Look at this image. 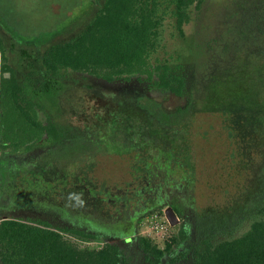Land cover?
<instances>
[{"label": "trees", "instance_id": "1", "mask_svg": "<svg viewBox=\"0 0 264 264\" xmlns=\"http://www.w3.org/2000/svg\"><path fill=\"white\" fill-rule=\"evenodd\" d=\"M204 1L171 0L179 31L191 20L192 8ZM227 3L230 9L236 7L231 16L235 22L227 29L224 21L218 44H206L212 54L219 51L221 58L233 63L229 72L242 70L246 79L260 77V84H254L261 90L248 94L246 112L228 110L221 119L219 131L225 139L218 145L232 159L223 157L216 146L226 161L220 170L223 184L217 183L219 163L202 160L204 147L181 134L193 119V102L174 112L154 99L139 107L128 106L140 115L137 121L125 114L126 106L96 112L91 126L60 121L63 70L106 79L153 77L149 60L160 47L163 24L159 0H105L77 36L38 55L36 79L15 81L4 73L0 82V264H163L165 259L168 264H264V0ZM48 38L40 36L33 42ZM207 45L201 51L206 52ZM158 78L155 84L182 95L183 78L176 82L160 74ZM24 96L49 119L54 115L50 126L24 110ZM111 155L130 159L131 180L115 194L107 192V185L100 186L91 173L97 171L96 159H111ZM217 194L221 202L215 201ZM203 198V204H198ZM134 201L137 205L129 214ZM116 204L125 206L128 218L121 217L114 225L97 223L87 215L90 209L108 219L113 214L108 206ZM168 206L182 225L161 248L138 235L137 226L148 214ZM245 223L249 229L235 236ZM67 235L104 242L99 249L81 248Z\"/></svg>", "mask_w": 264, "mask_h": 264}, {"label": "rangeland", "instance_id": "2", "mask_svg": "<svg viewBox=\"0 0 264 264\" xmlns=\"http://www.w3.org/2000/svg\"><path fill=\"white\" fill-rule=\"evenodd\" d=\"M104 1L0 0V82L4 73L15 81L24 78L36 79L38 55L51 45L68 41L77 36L96 16ZM159 1L163 24L160 30V47L149 60L153 77L147 74H135L129 77L124 75L106 79L86 72L63 70L61 76L64 87L58 98L59 110L62 114L60 121L76 126L84 124L91 126L96 112H114L123 106L127 107L124 109L125 114L134 117V121H137L140 115L128 106L139 107V104L146 103L148 99H154L166 111L174 112L193 102L191 110L194 112L193 119L186 127V131L182 130L181 134H185L186 139L191 137L194 142L201 144L204 148L200 158L212 161L214 164L219 163L217 168L220 172L226 162L223 158L224 154L228 153V150H223L218 145L220 142L223 144L225 139L220 136L221 119L228 110L246 112V97L252 92L257 94V90H261L254 84L259 85L261 78H253L249 75L246 79V73H242L241 69V71L229 72V68H234L233 63L221 58L220 52H216L217 47L215 46L214 52L216 53L212 54L211 47L209 48L207 45L218 44V34L220 31L222 32L225 24L228 25V29L229 23L235 22L231 16L236 9H233L235 6L231 9L228 7L227 2L230 0H205L199 7H193L191 20L183 26L182 31L177 29L172 15L171 0ZM40 36H50V38L45 39L44 43L33 42ZM205 45L208 47L207 51H201ZM210 54L215 56L211 58ZM22 55L23 60H21ZM3 66H6L7 69L4 70ZM159 74L166 76L172 82L183 78L185 87L182 95L176 94L168 87L155 84V81L159 80ZM221 76L225 77L222 79ZM251 87L254 89L250 91ZM24 101L22 102L24 110L40 124L45 127L50 126L51 120L52 122L55 120L54 115H50L49 119L36 102H31L32 105H30V101L25 96ZM1 112L0 103V114ZM143 125L146 126L148 123ZM44 135H48V130L44 131ZM114 142L118 145L120 141L115 140ZM216 146L221 148L223 157L219 154ZM213 147L218 152H212ZM208 150L211 152H207ZM227 155L231 159V155ZM111 156V159H104L105 157L96 159L98 165L96 174L93 169L91 173L96 176L100 186L107 185V192L111 191L115 194L131 180L128 163L130 159L128 156ZM221 173L224 172L218 174L217 183L219 184H223ZM220 188L221 186L217 187L218 192ZM220 199L218 195L215 201L221 202ZM204 200V198L202 201L197 200L198 204H203ZM135 203L136 201L132 203L131 209L129 208V214L133 213V209L135 210L137 205ZM124 208L125 206L121 204L108 206V211L111 210L113 214L105 220L98 212L90 209L87 215L97 223L114 225L117 221L121 222V217L128 218L126 212L123 211ZM156 212L158 211H154L140 220L137 226L138 235L143 236L141 232L144 230V224ZM181 225L182 223L177 226ZM249 225V223H245L235 233V236L245 233L249 229ZM177 226L169 227L165 238L175 235L179 230ZM67 238L77 246L88 249H98L103 246L104 242V239L82 241L72 235H67ZM161 238H155L154 242L162 248L166 239ZM163 264H168L167 259ZM182 264L187 263L182 262Z\"/></svg>", "mask_w": 264, "mask_h": 264}, {"label": "built area", "instance_id": "3", "mask_svg": "<svg viewBox=\"0 0 264 264\" xmlns=\"http://www.w3.org/2000/svg\"><path fill=\"white\" fill-rule=\"evenodd\" d=\"M172 227L169 221L166 218L164 213V209L161 212H156L145 224L144 230L141 232L143 236L149 237L152 240L155 238L162 237L161 239H169L165 238V233ZM101 248V247H100ZM99 249V248H98Z\"/></svg>", "mask_w": 264, "mask_h": 264}, {"label": "water", "instance_id": "4", "mask_svg": "<svg viewBox=\"0 0 264 264\" xmlns=\"http://www.w3.org/2000/svg\"><path fill=\"white\" fill-rule=\"evenodd\" d=\"M5 76L8 77V74H5ZM164 213H165L166 218L172 227H175L181 223L176 212L174 211V209L171 206L166 207L164 209ZM4 219H6V217H4Z\"/></svg>", "mask_w": 264, "mask_h": 264}]
</instances>
